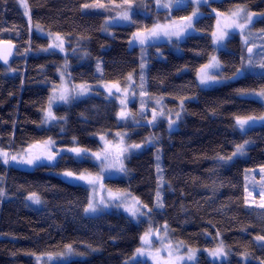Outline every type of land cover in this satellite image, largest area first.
<instances>
[{"label": "trees", "instance_id": "obj_1", "mask_svg": "<svg viewBox=\"0 0 264 264\" xmlns=\"http://www.w3.org/2000/svg\"><path fill=\"white\" fill-rule=\"evenodd\" d=\"M24 1L27 17L18 0H0V39L16 44L12 60L0 65V150L14 153L31 143L54 139L58 147L76 144L95 151L99 147L97 136L122 128L116 102L88 94L57 106L58 121L46 128L41 125L42 113L50 86L60 68L75 83H123L141 63V50L132 42L133 34L139 28L154 27L151 13L163 23L167 20L164 11L151 9L150 16H144V26L137 21L117 25L108 36L103 33L107 13L82 10L83 5L96 0ZM238 5L255 14L251 27L264 33V0H210L199 6L202 15L193 20V33L172 44L161 40L156 44L161 49L159 58L149 49L146 91L150 96L166 97L170 107L183 102L179 127L170 132L164 121L153 127L137 126L138 135L133 134L132 139L150 136L153 145L131 154L123 178L105 181L147 205L152 210L148 219L156 226L167 225L170 239L178 243L211 248L219 235L227 259L211 263L201 254L199 264H264V243L256 239L264 237V208L248 206L244 193L247 170L264 166V123L243 133L235 127L237 117L263 115L262 103L242 97L240 92L263 89L264 76L254 69L255 73L245 71L232 79L247 56L235 31L217 56L227 82L202 88L195 79L214 51L211 35L217 27L216 13L229 17ZM120 11L114 7L110 13ZM172 15L191 16V6L174 9ZM43 31L63 37L66 53L46 52L49 40ZM245 140L251 141L247 157L229 163L219 159L229 156ZM65 165L72 167L68 162L54 168ZM81 167L96 170L90 162ZM49 169L45 164L27 169L0 159V264H36L35 255L56 253L67 245L77 251L88 245L95 253L56 264L127 262L139 246L145 223H135L114 211L85 215L87 189L64 181ZM161 177L163 206L157 207ZM31 193L41 200L38 209L26 201Z\"/></svg>", "mask_w": 264, "mask_h": 264}, {"label": "rangeland", "instance_id": "obj_2", "mask_svg": "<svg viewBox=\"0 0 264 264\" xmlns=\"http://www.w3.org/2000/svg\"><path fill=\"white\" fill-rule=\"evenodd\" d=\"M212 1H215V0H212ZM160 2L161 3H166L167 0H160ZM131 3H132L133 8H134V14L135 15L139 14V15H141V17L139 16L138 18L134 19V16H133L134 14L130 13V15H132V19L134 21H137L138 24L140 23V27L145 25L146 22L144 20V16H146V17L150 16L151 9H152V11H161V12L164 11L165 17L167 19V20H164L163 23L162 22L159 23L160 19H159V17H157L158 15L155 16L154 15L155 13H151L153 15V20L152 21L155 24H157V23H159V24H168L169 22L171 23L172 20H175V21L179 22L178 19H180V18H178V16H173L172 15V11L174 9H177V8H174L173 10H171V19H168L169 11L164 9V8H158L157 7V0H131ZM18 4H19L20 8L23 10L25 17H27L28 16V11L26 9L25 1L24 0H18ZM98 4L104 5V7L95 6V5H98ZM122 4H124V0H118V1H113V2L111 0H96V1H94L92 3H90V4H85V5H88V7H85V5H83L82 6V10L83 11H96V12L104 11L105 14L107 13L106 18H104V20H105L104 23L105 24H104L103 33L108 35V36H111L112 35V28L114 26H117V25H125L126 26L127 24H130V23L126 22V21H118L117 22L114 19V18H116L119 15L120 12L125 10L122 7H117L118 5H122ZM188 4L191 6V14H192L193 11L196 10V5L192 3V0H185V4L180 6L179 8H182V7L185 8V7H187ZM114 5H116V6H114ZM114 7L121 9V11L119 13H117V14H115V13L111 14L110 12H114ZM146 8H147V10H145ZM234 10H235V8L233 9V11ZM229 17H231V15ZM239 21H238L239 23H244L245 22L243 19H240ZM143 31H145V30L142 29V28H139L138 30H136V32H143ZM215 31H217V27L213 30V32H215ZM43 32L41 34L46 36L48 38V40H49V46H48V49L46 50V52H50L51 50H57V51H59V52H61L63 54L66 53L65 52V44L66 43H65L64 39H63V42H64L63 50H60L59 48L54 46L56 43H58V41L56 40L57 35H53V34L48 33L46 31H43ZM193 32L194 31H188L187 34L190 35ZM236 35L239 37L243 47L245 48V53H246V49L249 46H251L254 49L253 59L255 61H259L261 59V57H260V55L256 54V50H257V47L259 45L264 44V33L263 32H259V31H254L252 29L251 25H250L245 30L243 35L240 34L239 30H236ZM230 37H231V35L225 39L224 45L226 44V41ZM245 37H248V44L247 45H245V43H244ZM161 40H163L164 42H166L168 44H172V42H174V41L175 42H179L181 39L177 40L176 37H172L171 40H168L166 37H161L159 40L149 41L143 48H141V46L138 43H136L137 46H139V48L141 50V63L139 64V68H138L139 70L136 73L131 74V80L129 79V76H130L129 75L123 83H104V82H98L97 84L96 83L95 84H86V83H79V82L75 83L74 81H71L70 79H68L67 76L65 75L64 69L60 68L58 70V72H57V80H56V82L52 83L51 86H50L49 96H47L48 100H47V103H46L45 108H44L43 113H42V124L41 125L43 127L47 128V127L52 126L53 124H55L58 121V118H56L54 121H47L46 122V120H45L46 112H47V110L49 108V99H50V97H52V95L54 93V90L58 94L61 88H67L69 94L74 97L73 99H71L70 102H67V103L57 100L55 103L52 104L51 111H52V113H53V115L55 117H57V115L55 114V108L57 106L69 105L72 102L78 101V100L86 97L88 94H98V95H101V96L105 97L106 99L114 100L116 102L117 106H118V114L122 110H125L128 113H130L131 115L128 118H126V119H121L119 117V115H117V119H118L119 125H121L122 128H120L118 130H115V131H113V132H111L109 134L97 136L99 147L95 151H91L89 149V152L95 153V152L103 151V149L105 147V142H108V144L110 146H113V147H115L117 145H120L121 144V136H123V144L125 146L126 145H132V144H141L142 145L141 148L132 149V150H130V152H128L126 154L127 158L124 159V161H123L124 162V166L126 168V160L131 156V154L139 152V151L143 150L144 148H146L147 146L153 145V141H152V138L150 136H146L145 138H142L141 140H138V141H135V140L132 139L133 138V136H132L133 134L134 135H138L137 134L138 130L136 128L137 126H139L140 124H144V125H148L150 127H153V126H156L160 121H164V123H166L167 130L170 131V132L178 129V127H179V123L178 122H179V120H180V118L182 116V111H181L182 102H178V103H181V104H176L175 106L170 107L171 105H169V103L167 102L168 99L166 97L162 96L163 98H159V97H156V96H150L147 93V91H146L145 70H146V67H147L148 61H149L147 59V57L150 55V50L149 49H152V51L156 54V57L159 58V56L162 55L161 54V49H159V47H156V44L160 43ZM212 44H213V47H214V51H213L212 55L209 57V59L206 61V63L204 65L209 63V61H210L212 56H215L219 60V58L217 57L218 53H219V51L221 49L225 48V46L217 47L213 43V38H212ZM178 51H179V49L176 50V52H178ZM245 57L246 58L244 60V63L246 64L247 60H248V55L245 56ZM141 64H144L143 69H141ZM200 69H201V67L198 69L195 79H197L198 84L202 88L212 87V86L219 85V84H222L224 82H227L225 80L224 76L222 75V65H221V63H220V69L219 70H210V72H209V74L214 76L216 81H218V82L217 83H211L208 86H204V85L200 84L199 77H198V72L200 71ZM254 69H256L258 71H261V72L264 71V70L260 69L258 64H257L253 69L249 70V72L255 73ZM141 76H143V81L141 80ZM80 85H85L88 88V92L85 93L84 95L76 96L75 90ZM112 85H117L119 87L120 91L117 92L116 88L113 87L112 88V94L110 95L109 91H108V88L111 87ZM141 85H143V86L141 87ZM125 90H127V91H125ZM260 90L261 89H246V90H243V92L255 91V92L258 93ZM141 93H144V95L142 96ZM242 97H247V98H251V99H254V100L257 99V101L262 103V105L264 107V100H262V99H259L257 97H251V96H242ZM158 99L160 100L159 104H157V102H156ZM122 100L125 102L123 105L121 104ZM142 107H143V111H141ZM153 112H156V113L163 112V115L162 116H158L157 119L153 123H149V121H152V119H153ZM177 113L180 114L179 118H177ZM262 116H264V113H263ZM169 119H171L172 121H175V123L171 126V128L169 127V123H168ZM263 123L264 122H257L254 126L258 127V125H261ZM254 126H251V127H254ZM128 127H131V128L128 129ZM251 127H246V130L248 128H251ZM236 129L239 132H241L237 127H236ZM117 134H121V135L118 136ZM124 134H126V135H124ZM138 137L140 138L141 136L139 135ZM51 140L52 141H56L54 139H51ZM46 141H48V140H44V141L37 142V143H31V144L25 146L21 151H18V152L15 151L14 153H8V152L5 151L6 153H8L9 163H12V164H15V165H18L20 167L27 168V169H31L32 167H34L36 165H40L41 163H38V164L33 165V166H28V165H25V164H19V163H16V162H12L10 160V157L11 156H17L19 158L21 156H26L28 153L37 154V153H39L41 151L42 148H44V145H45ZM245 141H248V140H245ZM244 142H241V144H244ZM58 146H60V145L55 142V147L52 148V151H56L57 149H65V150H67V149H71V148H74V147H78V145H76V144L71 146V147H63V146L58 147ZM236 146L234 147L233 152H231V154L229 156L224 157L225 160H221V159L220 160L225 162V163H229L230 161H233L236 158H245V157H247V154H248L247 148L250 146V143L245 145V153H244V155L232 156V154L236 150ZM79 148H82V147L79 146ZM82 149H85V148H82ZM0 152H4V150H0ZM65 155L70 156V158L68 159V158L64 157ZM157 156L158 155L155 154V159L156 160H157ZM228 157H232V159L228 160L227 159ZM0 159L3 161V158H0ZM68 162H70L72 164V167L65 165V167H63V168H61L59 170L54 168L56 166H59L60 163H68ZM84 162L85 163L86 162H90L91 164H94L95 167H96L95 168L96 170L95 171H91V169L88 170V169H86L84 167H81L82 164H85ZM42 164H45L47 166H50V168H52V169L48 170L49 173L57 175L61 179H63L64 181H67L69 183L76 184V185H81V186L85 187L87 189V193H88V202H89V199L93 195V189L91 187L85 185L82 181L71 182L72 178L66 177L64 175V173L72 172V173H74L75 176H79L81 174H91L92 176H100V183H102L104 185L105 189L111 190L112 192L121 191V192L129 193L128 191H125L124 189L120 190V189L112 188V186L108 185L105 182V181H109V180H116L118 178H123L126 175V172L120 173V172L116 171L115 169H112L109 172H105V173L102 174L101 171H100V167H99V164H98L97 161H94V160L89 159V158H85L83 160L77 159L75 154L70 152V151H65L63 153H58L55 160H53V161L44 160ZM262 167H264V166H258V167H255V168H251L250 170H247V174L245 175V189H246V186H247V191L245 190L244 193H245L246 203H247L248 206L254 207V208H257V209H263L264 207L260 206V202H261L260 201V196L258 195V191L257 190H253L252 182L255 181V182L258 183L261 180V174H260L259 170ZM159 185L161 187L163 186V184L161 185L160 182H159ZM249 192L252 193V195L250 197L248 196ZM29 195L30 194H28L27 197H26V201H27L28 205H30L31 207H33L35 209H38L39 206H40V203L37 204V203H34L33 201L29 200L28 199ZM100 196H107V193L104 190L98 188L97 189V198H99ZM132 197H135V196L130 194V196L128 197V201H127L128 203H131ZM88 202H87L85 208L87 207ZM142 210L143 211H147L148 209H142ZM107 211H114L115 213H121V214H124V216L126 215V216L129 217V215L124 211V207L123 206H120V207L112 206V207L106 208L104 211L98 212V213H90V214H86L85 212L84 213H85V215H88V216H97V215L103 214V213H105ZM148 218H149V215L148 216H141L138 219H132V218H130V219L133 222H135V223L139 222V221H143L145 223V229H144L145 231H144V233L149 228H152L153 230H156V229H161L162 230L164 228L165 225L156 226ZM161 235H163L162 231H161ZM216 237H217L216 240H215L216 244H214V246L211 247V248H189V247L183 245L182 243H178L175 240L170 239L171 237H170L169 230H168L167 238L165 239L164 243L165 244H169L170 243L173 248H176V247L179 246V251L177 253H175V254L179 255V256H183V257H187L189 249L194 250V253H195L194 259L191 260V261H182L181 264H199L198 260H199V256H201V254H203L205 256V258L208 259L211 263H221V262H223V261H225L227 259V255L226 256H219V257H215L214 258V257H212L209 254L211 250L216 249L222 243L220 236L217 235ZM152 239H153V251H155L156 249H159L161 247V245H160L159 241H157L155 239V237H153ZM259 242L260 243H264V241H260V240H259ZM141 243L142 242H141V239H140V243H139L138 248L141 247ZM224 249H225V247H224ZM65 251H66V247L63 250H61L59 252H56V253H49V254H42V255L41 254H37V255L34 256V261H35L36 264L64 263V262H67V261H69L71 259L86 258L89 255L88 253H95L94 248H91L88 245H84L82 250H81V248L78 251L74 250V252L80 253L81 255H71V256H68V257H64V256H61V255H58V254L64 253ZM225 252H226V249H225ZM135 253H136V250L133 252V254L130 257H132ZM49 255H51V257H52L51 260L48 259ZM161 256L164 258V260L168 259L166 251H161ZM38 258H40V259H38ZM137 261L144 262L146 264H153V262L148 257H138L136 260H130L129 259L127 262L124 261V264H131V263L137 262Z\"/></svg>", "mask_w": 264, "mask_h": 264}, {"label": "snow or ice", "instance_id": "obj_3", "mask_svg": "<svg viewBox=\"0 0 264 264\" xmlns=\"http://www.w3.org/2000/svg\"><path fill=\"white\" fill-rule=\"evenodd\" d=\"M192 3L196 5V10L193 11L191 16H185L181 17L180 21L177 22L175 20H172L169 24H155L153 28L146 29L143 32H136L133 34V43H138L141 48H143L149 41L159 40L161 37H166L168 40H171L172 37H176L177 40H180L184 37V35L187 34L188 31H195L193 27V20L195 18H198L202 13L199 12V6L201 4H208L209 0H192ZM185 4V0H167L166 3H161L160 0H157V7L158 8H164L169 11V17L168 19H171V10L174 8H179L180 6ZM97 7H104V5H95ZM116 6V5H114ZM85 7H88V5H85ZM117 7H122L125 10L120 12L119 15L114 18L117 22L118 21H126L130 24H135V21L132 19V15L130 13L134 14V8L131 3V0H124V4L118 5ZM215 11V10H213ZM217 15V31L212 33L213 43L217 47H223L224 41L227 37H229L233 32L236 30H239L240 34H244L245 30L253 23L255 14L249 13L246 10L245 6L238 5L234 11H232L231 17H225L223 13H216ZM240 19H243L244 23H239L238 21ZM107 23V22H106ZM56 40L58 43H56L54 46L59 48L60 50H63L64 42L63 38L57 35ZM245 45L248 44V37H245L244 39ZM249 56L247 63H243L242 60V67L238 68L236 70V73L232 77V79H237L240 76L244 74L245 71H249L253 69L257 64L260 69L264 70V44H261L257 47L256 54L260 55L261 59L259 61H255L253 59L254 49L252 47H249L247 49ZM5 60L7 57H4ZM144 64H141V69H143ZM220 69V62L215 57L212 56L209 63L206 65H203L198 72V77L201 85L208 86L211 83H217L215 77L210 75V70H219ZM259 75L264 76V71L259 73ZM129 79L131 80V74L129 76ZM141 80L143 81V76H141ZM143 85H141L142 87ZM116 88V91L119 92L120 89L117 85H112L108 88L109 94H112V88ZM127 91V90H125ZM88 92V88L85 85H80L75 90L76 96L84 95ZM143 96L144 93H141ZM240 95L242 96H251V97H257L259 99L264 100V89H261L258 93L255 91L252 92H240ZM74 97L69 94L67 88H61L59 93L54 90V93L52 97L49 99V108L46 112L45 120L47 121H54L56 117L53 115L51 111V106L53 103H55L57 100L61 102H70L71 99ZM157 104L160 103V100L158 99ZM125 102L122 100L121 104L123 105ZM183 103V102H182ZM143 111V107L141 109ZM131 114L128 113L125 110H122L119 113V117L121 119H126ZM163 112L156 113L153 112V119L152 121H149V123H153L158 116H162ZM179 113H177V118H179ZM257 122H264V116L260 117H253L249 116L247 118H236V124L235 127H237L242 133L245 132L246 127L254 126ZM169 127L175 123V121H172L169 119L168 121ZM120 136L121 134H117ZM126 135V134H124ZM103 139V138H102ZM251 141H245L244 144H239L236 146L235 152L232 154V156H239L244 155L245 153V145L250 143ZM55 147V141H52L49 139L45 142L44 148L41 149V151L37 154L28 153L26 156H11L10 160L12 162H16L19 164H25L28 166H33L38 163H43L44 160L47 161H53L56 159L58 153H63L65 151H70L75 154L77 159H85L89 158L94 161H97L100 167L101 173L109 172L112 169H115L116 171L120 173L126 172V168L124 166V159H126V154L130 152L132 149H139L142 147L141 144H132V145H124L123 144V136H121V144L117 145L115 147L110 146L108 142H105V147L103 151L101 152H89L88 149H82L79 147H74L71 149H57L56 151H52V148ZM0 158H3L4 163H9V156L6 152H0ZM219 159L225 160L224 157H220ZM228 160L232 159V157H228ZM157 160H159V157L157 156ZM160 171L159 167L157 169ZM260 174H261V180L257 183L255 181L252 182L253 190L258 191V195L260 196V206L264 207V167L260 168ZM66 177L72 178L71 182L76 181H82L85 185L91 187L93 189V195L89 199L87 207L84 209V212L86 214L90 213H98L104 211L106 208L116 206L124 207V211L129 215L132 219H138L141 216H148L151 213V209H148L147 205L142 204L137 198L132 197L131 203H128V197L130 196V193H125L121 191L112 192L111 190L105 189L104 185L100 183V176H92L91 174H81L79 176H75L72 172H66L64 173ZM160 183L162 185L163 178H160ZM157 190V207H162V202L160 199V192ZM102 189L107 193V196H100L97 198V189ZM247 191V186L246 189ZM2 194V193H0ZM252 195L251 192L248 193V196L250 197ZM29 200L33 201L34 203H41V200L39 196L36 193H31L28 197ZM142 209H148L147 211H143ZM161 231L163 232V235H161ZM167 225L164 226V228L153 230L152 228H149L141 237V247L136 249V253L130 257V260H136L138 257H148L153 262V264H181L182 261H191L194 259V250L189 249L187 257L176 255L179 251V246L176 248H173L171 244H165L164 241L167 238ZM153 237L157 241H159L161 247L159 249H156L153 251ZM257 240L264 241V237H257ZM182 246V245H181ZM161 251H166L168 259L164 260V258L161 256ZM212 257H219V256H226L227 253L225 252V249L223 247V244L221 243L216 249L211 250L209 253ZM64 257H68L71 255H81L80 253H76L73 250V247L71 245L66 246V251L64 253L58 254ZM40 259V258H38ZM48 259L51 260V255L48 256Z\"/></svg>", "mask_w": 264, "mask_h": 264}, {"label": "water", "instance_id": "obj_4", "mask_svg": "<svg viewBox=\"0 0 264 264\" xmlns=\"http://www.w3.org/2000/svg\"><path fill=\"white\" fill-rule=\"evenodd\" d=\"M15 45H16L15 42H13L12 40L0 39V65L7 64L9 61L12 60V58L15 55V51H16ZM247 49H246V54L249 55ZM5 56L7 57L6 60L4 58Z\"/></svg>", "mask_w": 264, "mask_h": 264}]
</instances>
